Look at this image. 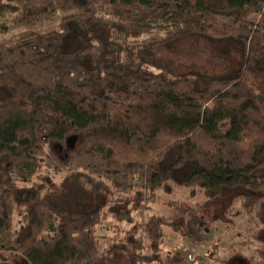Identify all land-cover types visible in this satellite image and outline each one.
I'll return each instance as SVG.
<instances>
[{"label":"trees","instance_id":"obj_1","mask_svg":"<svg viewBox=\"0 0 264 264\" xmlns=\"http://www.w3.org/2000/svg\"><path fill=\"white\" fill-rule=\"evenodd\" d=\"M2 15L13 24L0 31L11 33L0 40L1 251L29 264H188L190 252L164 256L173 222L134 219L159 191L199 190L249 214L264 203V0H0ZM187 38L235 66H162ZM44 171L66 178L36 182ZM106 207L120 232L102 253Z\"/></svg>","mask_w":264,"mask_h":264},{"label":"rangeland","instance_id":"obj_2","mask_svg":"<svg viewBox=\"0 0 264 264\" xmlns=\"http://www.w3.org/2000/svg\"><path fill=\"white\" fill-rule=\"evenodd\" d=\"M10 18L0 16V31L12 26ZM0 34V40L9 36ZM162 66L168 64L176 72L187 70H201L208 73H226L232 69L238 57L229 54L222 47L209 46L205 41L197 38L185 39L176 55L159 54ZM169 66V67H170ZM66 173L43 172V177L57 184H62ZM98 204H101L98 201ZM230 198L210 200L199 190L188 188H174L171 192L159 191L157 201L148 204V208L135 214L136 223H145L150 215L163 216L174 225L164 227V239L161 244L164 256H168L176 249L188 253L198 254V261L188 264H226L234 257L255 259L257 250L264 247V242L258 238L264 230V203L252 213L243 211L241 204L231 206ZM108 208H103V223L98 229V244L102 253L109 250L111 240L118 238V221L111 217ZM187 213L186 222L181 216ZM21 210L15 215L16 228L20 227ZM129 228H132L130 226ZM0 262L10 264H29L16 253L0 250Z\"/></svg>","mask_w":264,"mask_h":264},{"label":"built area","instance_id":"obj_3","mask_svg":"<svg viewBox=\"0 0 264 264\" xmlns=\"http://www.w3.org/2000/svg\"><path fill=\"white\" fill-rule=\"evenodd\" d=\"M188 259L191 263H195L198 261V254L196 253H190L188 256Z\"/></svg>","mask_w":264,"mask_h":264}]
</instances>
